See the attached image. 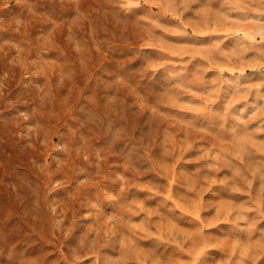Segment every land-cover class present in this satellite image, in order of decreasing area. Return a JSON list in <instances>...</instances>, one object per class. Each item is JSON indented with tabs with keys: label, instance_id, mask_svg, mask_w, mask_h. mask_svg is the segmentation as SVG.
Here are the masks:
<instances>
[{
	"label": "rangeland",
	"instance_id": "1",
	"mask_svg": "<svg viewBox=\"0 0 264 264\" xmlns=\"http://www.w3.org/2000/svg\"><path fill=\"white\" fill-rule=\"evenodd\" d=\"M222 2L223 0H185L181 7L171 8L142 4L126 17H121V24L112 20L103 32L98 31L94 24H89L82 29H73L76 35L70 39L65 25L51 31V42L45 43L38 42L36 37L41 33L49 35V26L55 17L29 19L22 16L24 5L18 4L17 0H0V84L3 85L0 88V153H13L16 156L17 164L33 182L32 188L35 191L31 193V198L38 200L41 210L35 221L22 218L18 212L13 214L14 218L22 220L26 229L18 239L22 238L26 244L32 245L25 264H48L49 260L55 259L52 250L57 234L53 231L52 224L61 211L64 213V226L75 216L78 218V231L82 230V226L97 227L96 221L106 224L108 217L117 214L121 205L130 201L133 194H137L139 214L131 215L124 231L129 239L135 240L140 249L138 264H188L191 260L189 246H181L182 237L176 233L178 230L192 232L197 228L203 229L202 236L206 242L215 245L204 249V255L198 264H218L224 261L237 243L242 245L239 251H244V247H247V255L254 258V264H264V193L260 191L259 179L260 174H264V169L253 178L251 189L245 186L242 194H233L228 187L219 183L205 185L200 179L205 174L201 169L208 163H215L212 157L219 153L218 145L223 141L233 140L232 135L221 132L220 124L223 123L226 130L235 128V139L239 140L261 126V120L251 121L247 125L237 124L231 119V115L238 114L240 108L247 106L243 118L248 119L258 108L264 106V43L248 40L243 31L237 34L235 26L226 21L217 22L222 12ZM37 7L44 10L49 5L46 0H39ZM82 7L88 10L100 9V4L98 0H84ZM148 13L157 14L161 23L186 33L177 35L157 30L164 41L183 48L182 54L170 55L167 51L154 47L140 48L141 44L148 42V36L142 27L137 26V21L139 16ZM18 17L25 19V26L19 32L16 31L15 23ZM229 19L238 20L239 16L233 13ZM140 24L146 26V22ZM93 38L106 42L100 52L91 47ZM75 39L88 42L84 45L87 49L85 52L75 50ZM255 39L259 40V37ZM12 44L19 45L23 51H18ZM241 44L243 48L240 47ZM137 52L141 54L140 57L135 55ZM143 56L151 57L157 62L164 57L173 64L155 68L157 80L162 76L166 78L161 87L143 90L145 83L153 75L152 72L143 81L133 85L137 97H144L147 103V107H144L137 102L133 110L128 108L133 103V96L127 88L115 83V74L121 65L139 64ZM80 59H85L87 71L80 69ZM20 60L24 62L23 65L16 62ZM174 65L177 68L186 66L188 72L206 67V81L227 79L247 90V99L237 104L224 121L212 117L211 127L204 116L195 119L194 127L178 126L172 120L156 116L150 110L153 107L160 113L193 120L194 113L174 105L191 102L190 106L198 107L202 103L193 101L190 97L177 101L171 95H162L171 86L168 72ZM233 67L236 71H230ZM69 69L76 72L75 87L66 82L65 87L57 88L60 73ZM30 82V87L25 89L24 85ZM34 85H39L45 91L51 90L52 95L58 98L54 114L47 104L41 106V93ZM69 88L70 91L67 90ZM232 91L234 89L229 85L222 86L219 100L211 106L213 112L224 110L225 96ZM106 93L115 97L116 104L128 114L129 123L135 122L137 132L130 139L121 135L113 142L115 128L112 133L105 135L103 129L83 123L81 105L84 104L86 110L99 111L103 108ZM9 100L13 101L11 106L7 103ZM159 100L167 102L157 103ZM33 107L38 109L39 127L32 133V147L22 151L18 145L27 144L28 141L19 134L27 133L28 126L33 125V121L21 119L13 123V120L18 115L17 109L25 111ZM5 118L9 121L7 124L3 123ZM196 128H205L206 131H196ZM250 139L264 141V133ZM83 140H87L86 158L76 155L74 150ZM57 146H67L69 151L59 150ZM240 147L250 148V145L241 144ZM250 150L254 154L245 157L246 163L255 166L264 160V156L256 153L255 149ZM228 151H232L230 145ZM97 152L100 154L99 158ZM167 153L171 155H166ZM205 153L208 157L206 160L198 159ZM58 159L63 161L60 170L57 169ZM227 160L237 165L240 163L232 157H227ZM126 162L129 163L127 170L124 168ZM160 165H174L170 179H161L156 171H146L149 168L159 169ZM117 173L124 175L126 180L120 181ZM231 175V169L224 167L213 173L212 178L219 181ZM0 177L4 181L0 184V190H3L0 194L7 197L6 189L8 181L12 179L11 171L0 168ZM197 181L209 188L199 198V219L177 208L175 215L169 216L171 223L161 225L168 228L167 233H160L167 238L157 239L153 236L140 239L146 234L142 228L148 227L143 223L145 218L151 219L153 225L160 223L159 218L151 213L166 199L164 196H153L146 200L145 197L152 195L148 191L151 184L159 182L168 185V195L172 199L167 200V205L175 207L173 200L178 195V184L187 185ZM105 192L116 199H109ZM192 195L195 198V194ZM13 202L15 207H20L19 202L14 199ZM24 202H28L27 197ZM92 204L96 207L92 208ZM238 205L254 210L245 213L247 221L233 223L234 214L228 213L233 206ZM52 209H55V213ZM84 217L86 219H81ZM150 230L156 232L158 229L150 227ZM24 246L22 243L18 248ZM124 249L123 240L117 241L116 237H109L98 255L85 260L83 264H122ZM245 264H253V259H246Z\"/></svg>",
	"mask_w": 264,
	"mask_h": 264
},
{
	"label": "clouds",
	"instance_id": "2",
	"mask_svg": "<svg viewBox=\"0 0 264 264\" xmlns=\"http://www.w3.org/2000/svg\"><path fill=\"white\" fill-rule=\"evenodd\" d=\"M49 5L48 9L40 10L37 5L39 0H17L18 4L24 5L22 9V16L29 19L36 18H48L49 16L55 17L52 20V24L49 26V35L45 36L43 33L36 37L38 42L43 41L45 43H50V33L67 26V31L69 33V38L72 39L76 34L73 29H82L86 25L94 24L98 31L103 32L107 29L108 25L112 20H115L116 24H121L123 21L121 17H126L127 14L131 13L133 9L140 8L142 4H152L154 6H161L164 8L171 7H181L185 0H98L100 4V9H85L82 7L84 0H46ZM222 12L217 18V22L226 21L235 26L237 34L243 31L247 36V39L256 43H264V0H223ZM235 13L239 16L238 20H230V16ZM179 19V16H177ZM140 22H146V26H142ZM17 25L16 31H21L25 26V19L18 17L15 20ZM137 26L142 27V30L148 36V42L141 44L140 48H159L161 51H167L170 55H180L183 53V48H178V46L170 44L163 40L161 36L157 34V30L162 33H172L177 35H186V33L180 31L177 28L168 27L165 23H161L155 13H148L147 15H142L138 17ZM259 37V40L255 38ZM75 50L77 52H85L87 49L84 46L87 41H82L80 39H75L73 41ZM106 43L98 38H93L91 41V47L95 49L96 52L101 51L102 45ZM12 47L17 48L18 51H23L17 44H12ZM217 47V46H213ZM243 48V45H240ZM247 50V49H244ZM208 51V50H205ZM140 57L141 54L137 52L135 54ZM264 55V53H262ZM237 59H239L237 57ZM23 65V61H16ZM165 64H173L171 60L164 57L160 58L157 62L153 58L148 56H143L141 62L135 65L124 66L121 65L119 69L116 70L115 83L117 85L124 86L129 90V94L133 96V103L128 105L129 109H135L136 103H140L141 106L147 107V103L144 97H137L135 93V88L133 85L138 84L143 81L149 72L153 75L149 77L145 83L144 91L149 88H159L162 86L165 77H161L159 80L155 77V68L163 67ZM80 69L83 71L88 70L85 59H80L79 61ZM208 71V68H199L194 72H188L185 67L177 68L175 65L168 72V77L171 78V86L166 89L162 94L164 97L169 95L173 96L177 101L182 100L184 97H190L193 101L198 100L202 103L200 106H190L191 102H186L183 104H178L174 106L182 107L184 111L192 112L195 114L193 120H185L183 117L178 115L171 116L168 114L160 113L155 107L151 108V112L156 116H162L166 120H172L176 125H184L185 127H194V122L197 117L204 116L208 121L209 127L212 126V117H216L221 121L225 120L228 113L242 101L247 99L248 92L245 89L234 85L231 81L224 80H211L206 81L204 79V73ZM230 71H236L233 67ZM76 72L72 70H65L60 73L59 79L57 80L56 87L63 88L67 82L72 87H75ZM30 84H25L24 88L28 89ZM208 85H214V87L209 88ZM223 85H229L234 91L231 94H226L224 110L221 112H213L212 105L215 104L220 97V91ZM3 85L0 84V88ZM34 87L39 89L41 106L47 104L50 106V111L55 113V106L59 102L56 96H53L51 90L45 91L44 88H40L39 85H34ZM111 87V85H109ZM70 91L71 89H67ZM2 95V94H0ZM87 99V98H86ZM166 100H159L157 103H166ZM8 105H12L13 101H7ZM254 107V106H253ZM81 111L83 116V123L92 126L96 129H103L105 135L113 132L115 128V134L113 137V142L115 138H119L121 135L127 136L129 139L133 134H136L137 127L135 122L129 123L128 114H126L123 109H121L117 104L115 97L111 93H106L103 98V108L99 111L96 110H86L84 104L81 105ZM247 111V106L242 107L238 110V114L233 113L231 119L236 121L237 124L247 125L251 121L260 119L261 126L256 127L251 133L246 134L239 140L235 139V128L226 130L224 129V124H220V130L222 133H228L233 136L232 141H223L218 145L220 151L218 154L212 157L215 163H208L201 169V172L205 174L200 177L201 180L207 184L219 183L228 187L233 194H242L245 192V186L251 189L253 178L261 173V169H264V160L259 161L255 166H252L245 162L246 156H251L254 153L250 150L255 149L256 153L264 156V141H254L250 138L260 133H264V106L258 108L255 113L248 119H244V113ZM38 109L33 107L30 110L19 111L17 109L18 115L14 118L13 123L16 120L33 121V125H29L27 133H21L22 139H27V144L18 145L20 150H26L28 147H32L31 136L32 133L39 127L37 123ZM135 114V112H133ZM124 123L121 124L120 122ZM9 121L7 118L3 120L4 124ZM19 127V124H16ZM196 131H206L205 128H196ZM211 135V133H208ZM241 144H249L250 148L240 147ZM229 145L232 151H228ZM59 150L69 151L67 146H57ZM190 147V145H189ZM76 155H83L87 157V140H83L79 146L75 147ZM97 158L100 157L99 152L96 153ZM166 155H171L167 153ZM227 157H232L234 160L239 161V165L231 163L227 160ZM207 154L198 157V159L206 160ZM63 164L62 160H57V169L60 170ZM36 167H40L36 165ZM99 167V165H97ZM230 168L232 175L223 180L217 181L212 178V174L219 172L221 168ZM0 168H7L11 171L12 179L7 183V197L0 194V264H25L26 255H30L29 248L32 246L26 244L25 241L18 239L22 233L26 232L25 225L22 223L21 219L14 218V213H20L21 217L24 219L31 218L35 221L40 214V206L38 200H33L31 198V193L35 190L32 188V181L27 177V174L21 170L20 166L17 164L16 156L13 153H8L4 155L0 153ZM124 168L127 170L129 168V163L124 164ZM173 166L160 165L159 169L149 168L146 171H156L157 176L161 179H170ZM42 170V169H41ZM117 177L120 181H125L126 177L122 174L117 173ZM259 179L261 181L260 191L264 193V174H260ZM3 177H0V184H2ZM205 185H201L199 181L193 183L189 182L187 185L178 184L177 192L178 195L173 204L175 207H169L167 205V200L172 199L168 195L169 186L161 184L159 182L152 183L151 187L148 189L151 196L145 197V199H152L153 196H164L166 199L159 203L158 207L154 209L151 213L152 216L159 218V224L153 225L151 219L145 218L144 224L148 227L142 228L146 234L140 239H148L149 237L155 236L157 239H165L167 237L161 236V232H168L167 227H161V225L170 224L169 216H174L176 209L179 208L181 211L188 212L189 215H193L196 219H199V198L203 196L209 188ZM183 189V191H181ZM3 190H0L2 192ZM195 194V198L193 195ZM105 195L112 200L116 197L111 196L109 193L105 192ZM25 197L28 198V202L25 203ZM13 199L20 203V207H15ZM95 208L96 205H90ZM160 209H164L162 212ZM251 207L243 206H233L229 215H233V223L239 221H247L248 218L245 215L246 212L253 211ZM55 213V209H52ZM167 213V214H165ZM132 214H139V208L137 204V194H133V198L130 201L121 205L120 211L108 217L106 224H101L96 221L97 227H86L82 226V230H77V217H73L71 222L64 226V213L61 211L57 214V219L53 221L52 229L57 234V240L54 242L55 247L52 253L55 254V259L49 260L48 264H83L85 260L96 257L109 237H116L117 241L123 240L124 249V259L122 264H133V262H139L140 249L138 248L134 239H129L128 235L125 234L124 229L127 228L128 220L131 219ZM86 219V217L81 218ZM219 222V221H217ZM203 223V221H201ZM206 227L208 225H205ZM251 226V222H250ZM135 227V225H133ZM150 227H156L158 230L153 232ZM203 229L197 228L192 232H185L184 230H178L176 235L182 237L181 246L187 244L189 246V255L191 260L188 264H198L201 260L202 255H204L205 248L215 247L214 244L208 243L204 240L202 236ZM135 236V234H132ZM169 235H171L169 233ZM264 235V234H262ZM24 243L23 248H18L19 244ZM33 243H35L33 241ZM242 247L239 243L235 245L232 252L228 254L227 259L218 264H245L246 259L254 258L248 257L247 247H244V251H239ZM255 247V245L253 246ZM50 253V254H52Z\"/></svg>",
	"mask_w": 264,
	"mask_h": 264
}]
</instances>
